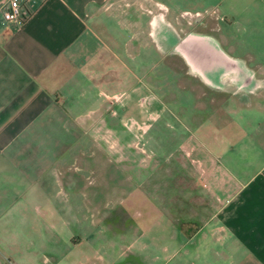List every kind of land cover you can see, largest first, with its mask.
I'll return each instance as SVG.
<instances>
[{
    "label": "crops",
    "instance_id": "1",
    "mask_svg": "<svg viewBox=\"0 0 264 264\" xmlns=\"http://www.w3.org/2000/svg\"><path fill=\"white\" fill-rule=\"evenodd\" d=\"M7 1L0 0V255L12 258L21 245L32 244L33 230L42 238L43 229L56 226L46 217L50 195L58 196L64 178L72 186L80 181L66 173L65 161L79 159L83 139L98 143V118L104 122L98 112L106 107L111 113L114 96L122 92L114 84H129V63L144 61L145 46L136 45L147 34L153 55L164 44L184 59L188 81L184 95L152 100L150 121L137 122L138 129L144 138L155 125L151 141L161 150L186 148L191 159L186 178L200 181L205 197L194 198L187 185L185 200L153 205L152 259L264 264V18L235 11L230 19L249 29L250 43L244 33L227 46V28L175 40L167 28L176 6L170 0H20L28 9L21 20L4 18L1 6ZM163 3L169 11L158 8ZM165 126L172 133L163 132ZM137 163L143 203L138 228L146 236L147 182L153 181L156 197L166 177L156 171L147 177V166L162 160ZM62 222L70 228L69 221ZM68 235L69 248L84 239L73 231ZM32 252L23 251L28 260Z\"/></svg>",
    "mask_w": 264,
    "mask_h": 264
},
{
    "label": "rangeland",
    "instance_id": "2",
    "mask_svg": "<svg viewBox=\"0 0 264 264\" xmlns=\"http://www.w3.org/2000/svg\"><path fill=\"white\" fill-rule=\"evenodd\" d=\"M173 1L176 6L168 15L171 21H168L167 28H171L175 40L187 34H215L219 33L220 28L223 30L227 28L229 33L227 46L235 44L244 33L247 34L245 43L249 44V29L244 30L238 21L233 22L230 18L235 11H238L239 15L248 16L250 13H255L264 18V0H170V3ZM157 6L164 12L169 11L165 3ZM146 9V12L149 11L152 16L153 5L146 6ZM245 23L249 24V21ZM257 24L259 25V22H256ZM162 32L166 33L168 30L163 29ZM141 40L142 38L136 48L145 46L144 61L140 65L129 63L131 67L129 84H114L113 89L122 92L114 96L109 108L111 113L105 111L106 107L98 112L99 116L100 113L104 115V122H101L100 117L98 118V143L90 145L86 139H83L79 144L82 152L76 150L81 152L79 159L75 160L71 157L70 160L65 161L66 173L76 175L80 181L79 183L76 181L75 186H72L68 181L69 178H64V185L58 196L50 195L46 217L53 222V224L50 222V226L56 224L53 227L55 231L43 229L41 238L33 230L28 234V240H31L32 244L29 245L27 242L21 245L22 251L12 255V258L1 254L0 264L169 263V261L160 262L152 259L154 246L149 242L152 240L153 220L157 215L153 212V205L158 203L170 205L171 200L174 202L185 200L186 194H189V191H186L187 185L191 187L194 198L205 197L200 191V181H189L186 178L191 172L189 165L191 159L186 148L178 146L170 149L169 145L167 149L161 150L160 147H155L154 139L151 141L156 129L154 122V127L144 133V138L142 129H138L137 122L150 121L146 116L154 110L155 105L152 100H167L176 94L184 95L188 81L184 59L180 55L166 49L164 44H161V54L153 55L149 48L153 46V39L146 34L143 41ZM135 51L138 53L137 49ZM117 72L115 71L114 74L115 79ZM134 87H136L135 93L132 92ZM161 128L168 135L172 133L169 127ZM162 136L161 139L164 138L163 133ZM164 141L169 143L168 136ZM138 160H162L157 167L153 163L147 166V177L151 179L153 171L162 172V176L166 177L161 195L156 194V197L151 184L153 181L147 182L148 211L145 220L146 226H151L146 228V236L142 235L143 226L138 228V221L143 211L142 199L138 201V170H140ZM169 176H177L178 179L172 181ZM49 191L52 193L55 190L49 189ZM56 206L62 208L64 212L52 213L51 210L56 209ZM63 218L69 221L67 223L70 228L63 226ZM70 231H73L77 237L84 238L77 248H72L73 245L69 248ZM40 238L43 239V245ZM23 251L27 253L34 251L32 260H28V255ZM162 256L164 257V252Z\"/></svg>",
    "mask_w": 264,
    "mask_h": 264
},
{
    "label": "built area",
    "instance_id": "3",
    "mask_svg": "<svg viewBox=\"0 0 264 264\" xmlns=\"http://www.w3.org/2000/svg\"><path fill=\"white\" fill-rule=\"evenodd\" d=\"M1 11L5 19L21 20L28 14V9L20 0H8L1 6Z\"/></svg>",
    "mask_w": 264,
    "mask_h": 264
}]
</instances>
